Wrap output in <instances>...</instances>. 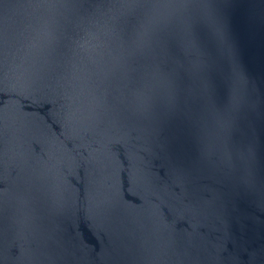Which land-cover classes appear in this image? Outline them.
<instances>
[{
	"label": "water",
	"instance_id": "95a60500",
	"mask_svg": "<svg viewBox=\"0 0 264 264\" xmlns=\"http://www.w3.org/2000/svg\"><path fill=\"white\" fill-rule=\"evenodd\" d=\"M0 264H264V0H0Z\"/></svg>",
	"mask_w": 264,
	"mask_h": 264
}]
</instances>
